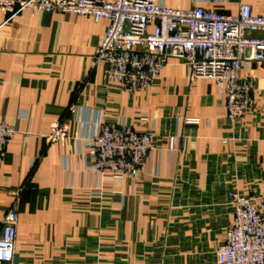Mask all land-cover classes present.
<instances>
[{"label": "crops", "instance_id": "0c3cea01", "mask_svg": "<svg viewBox=\"0 0 264 264\" xmlns=\"http://www.w3.org/2000/svg\"><path fill=\"white\" fill-rule=\"evenodd\" d=\"M164 4L227 15L247 4L264 15V0ZM107 28L59 12L0 10V121L16 130L0 167V218L19 192L14 264H217L233 218L229 194L264 198V73L246 70L254 108L235 123L216 82H190L177 60L130 96L107 81L105 66H92ZM62 121L68 138L49 144L44 136ZM106 124L155 136L136 178L89 169L82 139Z\"/></svg>", "mask_w": 264, "mask_h": 264}, {"label": "built area", "instance_id": "2783aa9c", "mask_svg": "<svg viewBox=\"0 0 264 264\" xmlns=\"http://www.w3.org/2000/svg\"><path fill=\"white\" fill-rule=\"evenodd\" d=\"M0 10L13 18L23 10L59 12L108 22L92 66L103 65L106 79L130 96L151 89L171 60L189 69V81L216 82L232 123L245 119L254 108L256 80L246 75L251 64L264 73V15L250 5L237 15L201 7H167L164 0H0ZM71 106L69 113L76 114ZM198 123V120H187ZM66 121L53 124L44 136L49 144L68 138ZM16 130L0 121V167ZM89 148V169L111 172L116 178H136L155 148V136L138 133L128 125H103L100 132L82 139ZM226 144V141H223ZM179 139L168 140V150ZM0 218V264H14L18 236V196ZM233 218L225 242L217 250V264H264V198L229 194Z\"/></svg>", "mask_w": 264, "mask_h": 264}]
</instances>
